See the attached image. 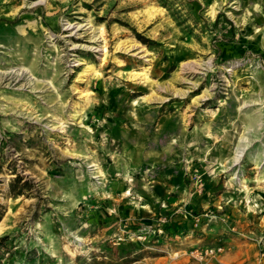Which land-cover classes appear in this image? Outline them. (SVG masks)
<instances>
[{
	"label": "rangeland",
	"instance_id": "374dc122",
	"mask_svg": "<svg viewBox=\"0 0 264 264\" xmlns=\"http://www.w3.org/2000/svg\"><path fill=\"white\" fill-rule=\"evenodd\" d=\"M0 264H264V0H0Z\"/></svg>",
	"mask_w": 264,
	"mask_h": 264
},
{
	"label": "bare ground",
	"instance_id": "6f19581e",
	"mask_svg": "<svg viewBox=\"0 0 264 264\" xmlns=\"http://www.w3.org/2000/svg\"><path fill=\"white\" fill-rule=\"evenodd\" d=\"M143 51H144V49L139 50V52H143ZM89 67H90V66H89ZM89 67H88V68H89Z\"/></svg>",
	"mask_w": 264,
	"mask_h": 264
},
{
	"label": "built area",
	"instance_id": "2783aa9c",
	"mask_svg": "<svg viewBox=\"0 0 264 264\" xmlns=\"http://www.w3.org/2000/svg\"><path fill=\"white\" fill-rule=\"evenodd\" d=\"M212 251V250H211ZM208 251H206V253H207ZM196 256L198 257L199 256V254H196Z\"/></svg>",
	"mask_w": 264,
	"mask_h": 264
}]
</instances>
